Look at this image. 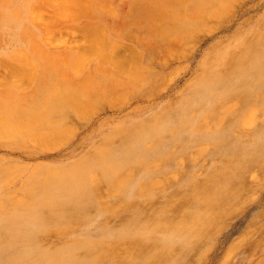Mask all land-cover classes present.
Wrapping results in <instances>:
<instances>
[{"label":"rangeland","instance_id":"obj_1","mask_svg":"<svg viewBox=\"0 0 264 264\" xmlns=\"http://www.w3.org/2000/svg\"><path fill=\"white\" fill-rule=\"evenodd\" d=\"M69 1L73 5L67 0H0V107L18 108L0 117V124L13 123L0 126L4 253L22 257L27 251L25 264H43L48 256H67L66 264H114L112 259L122 258L117 245L123 237L125 245H134L133 253L126 249L131 255L125 264H264V86H258V98L240 117L216 126L209 119L211 103L202 94L199 71L182 72L199 34L219 21L193 32L188 22L183 33L184 24L178 22L190 17L191 0H80L75 2L80 8ZM161 7L169 11L164 31L143 22L146 8ZM263 11L264 3L238 19H247L243 25L202 42L192 66L201 65L205 54L207 65L225 44L229 50L219 63H242L239 47L250 46L251 35L264 31L258 29ZM238 33L241 37L233 39ZM173 46L183 57L163 67ZM160 67L149 86L132 79L133 72L145 75ZM49 83L57 85L54 96L47 95ZM235 95L236 90L230 98L239 99ZM221 103L226 107L224 101L216 104ZM145 104L149 107L134 108ZM233 112L226 109L218 117ZM153 124L162 131L147 137L137 133ZM208 126L216 131L208 133ZM154 145L159 153H152ZM125 154L134 160L118 169ZM149 158L162 162H144L139 169ZM119 172L124 179L115 180ZM69 175L71 185L58 190L60 179ZM144 185L147 191L138 204L127 205ZM86 186L93 200L87 208L71 194ZM116 192L120 198H112ZM50 198L56 200L51 206ZM7 219L9 226L42 221L27 235L28 250L16 246V237L5 238L1 226ZM8 259L0 264L22 261Z\"/></svg>","mask_w":264,"mask_h":264},{"label":"bare ground","instance_id":"obj_2","mask_svg":"<svg viewBox=\"0 0 264 264\" xmlns=\"http://www.w3.org/2000/svg\"><path fill=\"white\" fill-rule=\"evenodd\" d=\"M68 1L69 0H67V5L71 2V1H69V2ZM77 1H80V0L72 1L75 6H77L76 4H78V3H75ZM64 2H66V1H64ZM233 3H234V6H233L232 10L230 11V13H228L226 15V13H225L226 9L228 8V6L232 5ZM263 3H264V0H191V2L188 5H192L194 10L191 12L190 17H188V19H182L181 18L180 21L178 22L179 26L184 24V27H181L183 29V31H182L183 33L184 32L186 33V31L189 29L187 27V25H189L188 22H191V24L193 23V25H190L191 26L190 28H192V29H190V32H193V30L196 29L197 27H200L201 25H205V24H207L210 21H219V24H217L215 26H210V27H208V30H206L205 32H202V33L199 34V42L194 44L193 47L190 49V51L188 53L190 59L195 53H197L196 51L199 49V47H200L202 42H204L205 40H207L209 38L211 39V37L216 36L218 33H221V32L223 33L225 31H227L233 25H239V26L243 25L246 22L247 19L246 20H242L240 22H238V19L242 18L243 16H245L246 14H248V13L254 11V10L259 9V7ZM70 4H72V3H70ZM78 7L80 8V5H78L77 8ZM148 8L150 9L151 7L149 6ZM168 12L169 11L164 10L162 7L161 8H156V11H154L153 9L149 11L146 8L145 11H144V17H143L144 21L143 22H145V25H149V24L153 25L154 27H156L155 29H157L158 31H162V30L164 31L166 29V27H167L166 19L168 18L167 17V13ZM262 16L264 18V11L262 13ZM89 28H90V34L92 36L96 35V30H94L93 27L92 28L89 27ZM262 28L264 29V22H263L262 27H259L258 29H262ZM253 30L256 31V29H253ZM94 31H95V33H94ZM257 32H260V31L257 30ZM97 36H98V34H97ZM95 37L96 36H94V38ZM240 37H241V33H238V34H236L233 37V39H237V38L239 39ZM97 38H100V37H97ZM194 40H191V41L194 42ZM231 40H232V38L229 39L228 42H230ZM249 40H251V43H250L251 45L250 46L242 45V47L241 46L239 47L240 48V54H242V57H240L239 60L240 59H244L242 63L236 62V63H232L230 65H225V64H220L219 63V58L222 57V55L226 51L229 50L230 44H225V45L219 47L218 51L215 54V56H217V57H215V58L213 57L210 62H207L208 63L207 65L203 64V63H205L206 57H207V55L205 54V58H204L203 62L201 63V65L200 64H198V65L196 64V67H194V66H192V62L190 61V59H188L189 60L188 64L182 70V72L185 73V74H187L189 72H192L194 70H195V72L199 71L198 72L199 76H201L203 78L202 86H201L202 94L204 96L207 95L209 97V100H210V103H211V105H210V110L211 111H210L209 119L211 120V123H213L214 125L218 124L217 122H219V123H221L220 126H222L223 123H225V121H228L230 118H231V120H236L238 117H240V115L244 112V110H246L248 106L253 105V101L258 98V92H259L258 91V86L259 85H261L262 87L264 86V31L262 33H258V34L257 33H253ZM173 41H175V40L171 39L170 45L173 44ZM236 41H234V42H236ZM94 44L96 45V43H94ZM234 44H236V43H234ZM90 45L95 47V45H93L91 43H90ZM231 45H233V44L231 43ZM92 46H90V47H92ZM96 47H97V49L100 48V47H98V45H96ZM93 49L89 48L88 50H92L91 52H94L96 49H94V51H93ZM170 49L172 50L171 57H170L169 60L163 62L164 63L163 67H166V66L170 67L172 64L176 63L177 61H179L183 57V56H178L177 55V50L179 49L178 46H173ZM213 50L214 49H212V51ZM88 52H90V51L86 50V53H88ZM115 52L117 53V51H115ZM132 54H134V53L132 52ZM136 54L137 53H135V55ZM124 56H122V57L123 58H127L126 56H128V55H124ZM165 57H167V56H165ZM224 57H222V58H224ZM103 60L106 61V58H104ZM134 61L132 63H134ZM118 62L119 61L117 60L116 63L119 64ZM11 65H12L13 68H14L15 65L18 66V64H11ZM119 65H117V66H119ZM16 66H15L14 69L13 68L12 69L13 70L16 69L15 71H17V70L20 71L21 70L20 66L23 69V64L22 63H21V65L19 67H16ZM135 66H136V64H135ZM163 67H160L161 69H157L158 71H154V70L148 71L147 74H145V75H143V74H138V75L136 74L135 75V73L133 72V73H131L132 76H133L132 79H134V80H135V78H140L141 80L144 79L143 82H145V85L149 86V84L153 83L157 79V77L161 74L159 72H161ZM17 68H19V69H17ZM100 72L102 73L101 70H100ZM235 75H236V77H235ZM170 79H171V77H170ZM56 86L57 85L54 84V83H49V85H47V91H46L47 95L54 96L56 94V92H57L55 90ZM235 90H236L235 97L237 98L240 95L238 97L239 99H237V100L234 99L233 97L230 98V95L232 94L233 91L235 92ZM142 98H144V96H142ZM153 98H154V96H153ZM145 100H149L148 96H145ZM150 100H152V99H150ZM218 100L221 101V102L224 101L226 103V104L224 103L226 105V107H224L222 105V103L220 105H217L216 103H218ZM215 104H216V106H215ZM74 105H76L78 108H79V106H81L79 101L74 102ZM12 106L13 105H11V106H6V105L1 106L0 107V117H6V113L10 114V113L13 112L14 109H18L17 105H15L14 107H12ZM147 106L148 105L145 104V105H141V106L139 105V106L134 107V108L135 109H138V108L139 109H144ZM226 109H230V111H234L235 110V112H233L231 114V117L230 116L227 117L225 115L221 116V117H218V113L219 112H223ZM252 111H253V109H252ZM248 114H250V112H248ZM256 114H257V112H256ZM1 119L2 118H0V121H1ZM246 121H248V120H246ZM3 124L6 125L8 123L4 122ZM3 124H0V126L3 125ZM11 124H13V123L9 122L8 125H11ZM22 125H23V123H22ZM149 127L150 128H146L144 130H140L139 129V131L137 133H139V134L143 133L147 137V136H149V135H151L153 133H159L160 131H162L158 126H155V124H153L152 126H149ZM18 129H19V127H18ZM136 129H137V127H136ZM136 129L134 130V132L136 131ZM162 129H164V128L162 127ZM215 131L216 130H214V128L211 129L210 126L207 127V132L208 133H214ZM255 131L253 130V132H255ZM132 133L133 132H131V134ZM153 147H154L155 150L152 147L150 148L153 151L152 153H155L156 150H157L156 153H159V150H161L159 148H156L155 145ZM128 149L135 150L134 148L131 149V147H129ZM128 153H137V152L136 151L135 152L132 151V152H128ZM131 156H132V154L131 155L130 154H128V155L125 154L122 157V160L120 162H118L119 165L117 166V168L121 169L122 167L126 166V164L129 161L132 162V160H134V159H132ZM151 161L162 162V161H159V160H155L153 158H149V159L141 161V165L138 166V168L141 169L142 166H144V162L147 163V162H151ZM131 171H133V170H131ZM70 175L66 179H65V177L60 179V181L57 184L58 190H63L66 187H68L69 185H71V183H72L71 179L72 178H69ZM121 175H122V173L119 172V173H117V176L113 175L112 177L115 180H120V179L122 180L124 178ZM126 180H128L127 177H126ZM161 181H164V179H161ZM51 187H54V186H51ZM86 188H87V186L86 187H80V188L78 187V188H76L77 190H75V191L73 190L71 192V194H73V196H74L76 201H78L80 203H85V207L87 208L88 204H86V203L89 202L91 204L93 200H92V197H91L90 194H86L85 193V191L87 190ZM68 190L70 191V189H68ZM81 190H83V192ZM146 191H147V187L145 185L141 186L140 188H138V191L134 192V194L131 195V197H129L127 205H129V206L131 204L132 205H137L138 204V200L137 199L140 198V196L144 195V193ZM95 193H94V197L96 198L98 196V193L97 192H95ZM116 193L118 195L114 194V195H112V198H116V197L120 198V194L118 192H116ZM38 197H39V195L34 196L35 199L38 198ZM99 197L102 198L101 193H99ZM48 200L49 201H48L47 204L49 206H51L52 203L56 202V200H54V198H50ZM117 202L118 201H114L113 204H116ZM38 203L41 204L39 201H38ZM117 204H119V203H117ZM153 204H155V203H142V204H140V206H143V207L147 206V205L152 206ZM25 211H28V210L27 209L24 210L23 214L25 213ZM133 220H138V218L132 219V221ZM25 221H23L21 223L17 222V224L16 223H12V226H9L10 221H9V219H7V220L3 221L4 222L3 223L4 226H1V228H2V231H4V233L8 234V235L5 236V238L8 237V239L10 240L11 239L10 236L16 237L17 238L16 241H18L16 246L21 248V249L24 248V250H28V248H25V247L27 246L26 242L29 240V237H31V235H29V236H27V235L31 231H35L38 228H40V225L42 224V221L41 222L39 221V223H38V221H35V222L34 221L33 222L32 221L29 222L27 220H25ZM64 234L65 233H63L61 235H64ZM47 235H49V234H47ZM50 235L52 237H54L57 234H54V233L51 232ZM52 237H50V238H52ZM1 242L4 243V241H2V240H1ZM118 244L121 245V246L117 245V247L120 248L119 249V251H120L119 253L121 254L122 258L121 259H112V261L114 262V264H125L126 263L125 258L127 257V255H131V254H129L130 251H131V253H133L132 249L134 248V245L131 242L129 244L125 245L123 237L118 238ZM123 244H124V246H122ZM113 248H114L113 245H112L111 248H109V251L111 253H113L112 252V250H114ZM126 249H130V251L127 252ZM201 249H202V247H201ZM212 249H214V247ZM19 251H20V249H19ZM19 251H17V252H19ZM30 251L33 252V250H30ZM4 252H5L4 249L2 247H0V259L1 260L8 259L10 257L8 260L15 258L16 262H17V260H21L22 259V261H19V264H25L29 260V258H28L29 255H28L27 251L26 252H22V257H21V255H17V253H14L12 256H10V254H6ZM193 254H195V253H193ZM112 256H113V254H112ZM67 259H69L67 256L66 257L62 256V258L61 257L57 258V257H54V256H48L47 259L44 260V262L42 261V263L43 264H66V260Z\"/></svg>","mask_w":264,"mask_h":264}]
</instances>
